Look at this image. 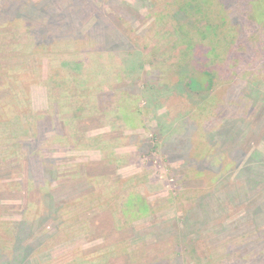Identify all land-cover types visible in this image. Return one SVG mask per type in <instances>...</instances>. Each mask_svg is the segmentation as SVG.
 Masks as SVG:
<instances>
[{"label": "rangeland", "instance_id": "rangeland-1", "mask_svg": "<svg viewBox=\"0 0 264 264\" xmlns=\"http://www.w3.org/2000/svg\"><path fill=\"white\" fill-rule=\"evenodd\" d=\"M211 2L0 0V264H264V0Z\"/></svg>", "mask_w": 264, "mask_h": 264}, {"label": "trees", "instance_id": "trees-1", "mask_svg": "<svg viewBox=\"0 0 264 264\" xmlns=\"http://www.w3.org/2000/svg\"><path fill=\"white\" fill-rule=\"evenodd\" d=\"M72 1L73 2H78L79 0H72ZM197 1H200V0H197ZM24 4H25V6L27 8H31L30 4H28V3H24ZM190 4H192V2ZM187 5H188V3H185L183 6L179 5L178 8L180 9V11H182V12L184 11V12H187L189 14L191 13V11H193V10L196 11L197 10V9H195L197 4H195V7L192 8V9L187 8ZM219 5H220L219 3H215L214 0H213V2H211V5L209 7L208 13H205V14L213 15L214 13H216L215 11L218 10ZM19 9H21V8H19ZM19 9H18V11H19ZM62 11H64V12L66 11L65 7L62 8ZM1 16H9V14H8L7 11H5V9H1L0 17ZM187 16L190 17L188 14H187ZM174 28H175V31H176L177 38L182 43L181 45H183L185 47L188 46V49H190V48L193 49L195 47V45L198 44V43H201V42L205 43V38H206V40H208L207 44H210V48H209L210 50H213V52H215L217 49L220 48L218 46H219L220 39L222 37L221 35H219L220 34L219 29H222L221 25L213 26L209 22H205V23H203L201 25H199L197 23H195V25L194 24L193 25L192 24L189 25L187 22H177V23H174ZM225 46H223V47H225ZM225 48H223V50ZM223 50L221 48V52ZM225 50H227V48ZM156 53H157L156 50L155 51H151V52L148 51L146 64H152L153 63V59L154 58L151 57V56L155 55ZM143 58H145L144 54H143ZM189 59H191V58L189 57ZM184 60H188V59L184 58ZM157 70H158V68H157ZM161 71H163V69H159L158 72H161ZM190 76L193 77V78L187 80L188 83L186 82V86H188L190 90H192V89H196V90L197 89H199V90L200 89L201 90L205 89V90H208V91H212L214 89L215 85H217V83H218V81H216L215 78H214L216 76L210 70H208L207 68L201 69L199 75L191 73ZM219 91L222 92L221 89ZM225 93H227V95H226V98H227L228 95L230 94V90H224V92L222 94V97L224 96ZM217 95H219L218 88L216 90L214 89L213 98H215V100H216ZM189 103H190V106L192 108H194L195 106H197V104L199 102H197L196 100L192 99ZM226 105H227V103H225V102L221 103L220 107L224 110V114H222V117L225 116V113H226L225 112V107H226ZM205 106H207V105H205ZM217 108H219V107H217ZM218 112L219 113H218L217 117L220 116L221 109H219ZM227 118L228 119L225 118L226 120L224 119L222 121V123H221L222 125H221V127L219 129H217L215 132L210 131L208 133V135H214L215 133L227 134V132H229V130H231L233 128H237L238 131L241 130V132L243 131V129L241 128L243 126L242 124H239L237 126V121H238L239 118H232V117H227ZM43 120H45L44 117H43ZM208 137L210 138L211 141L213 140L210 136H208ZM96 138H98V137H96ZM30 140H33V141L37 142V140H35L34 138H31ZM28 148H32V144L30 146L28 145ZM198 149H199V146H198ZM187 158H188L189 162L198 163L199 166L195 165V167L199 168L200 171H201V168H203V165H204V163H203L204 162V157H200L194 152V153L188 154ZM251 167H253V166L247 165L244 169L248 170L249 173H247V174L253 175L251 173V171H252ZM251 177H252L251 185H253L252 183L254 182L255 177H253V176H251ZM127 200H128V198H126V201ZM258 211H259V208H255V213H257ZM21 224H19V225L21 226ZM20 229H21V227L18 228L19 231H20ZM12 236L14 237V235H12ZM12 236H11V238H12ZM5 237L7 238V235ZM15 239H18V238L15 237ZM17 245H18V241H17V243L15 242L13 244L12 250H10L11 251L10 255L13 256V257H18L19 256L18 255V251H16V248H19V247H16ZM28 247H30V244L26 243L22 249H21V247L19 249H21V252L24 251L27 254L26 248H28ZM11 262H13L14 264H21L20 261H18V258H17L16 261L15 260L14 261L11 260Z\"/></svg>", "mask_w": 264, "mask_h": 264}]
</instances>
